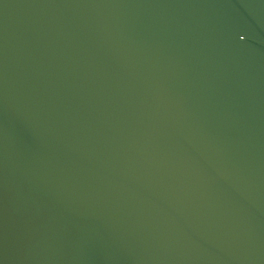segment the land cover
Returning <instances> with one entry per match:
<instances>
[{
  "label": "water",
  "instance_id": "obj_1",
  "mask_svg": "<svg viewBox=\"0 0 264 264\" xmlns=\"http://www.w3.org/2000/svg\"><path fill=\"white\" fill-rule=\"evenodd\" d=\"M0 264H264V0H0Z\"/></svg>",
  "mask_w": 264,
  "mask_h": 264
}]
</instances>
